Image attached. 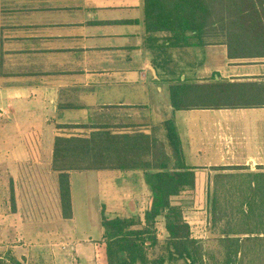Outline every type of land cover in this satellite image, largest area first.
Returning <instances> with one entry per match:
<instances>
[{
  "label": "crops",
  "instance_id": "1",
  "mask_svg": "<svg viewBox=\"0 0 264 264\" xmlns=\"http://www.w3.org/2000/svg\"><path fill=\"white\" fill-rule=\"evenodd\" d=\"M145 19L146 0H0L3 264H96L92 221L104 240L102 208L149 192L141 171L71 172L73 218L65 219L53 167L57 137H88L101 127L117 135L163 132L167 143L163 125L173 120L186 165L196 169L195 197L206 203L204 213L185 215L205 250L209 240L221 248L217 232L225 227L210 229L213 169L242 168L224 173L264 181V109L175 112L170 99L180 81L264 83V59L230 60L225 45L168 48L169 34L148 33ZM251 198L264 203V194ZM230 219L231 236L252 239L244 250L256 255L238 264H264V213Z\"/></svg>",
  "mask_w": 264,
  "mask_h": 264
},
{
  "label": "trees",
  "instance_id": "2",
  "mask_svg": "<svg viewBox=\"0 0 264 264\" xmlns=\"http://www.w3.org/2000/svg\"><path fill=\"white\" fill-rule=\"evenodd\" d=\"M145 23L148 33L169 34L165 39L168 48L225 45L230 60L264 59V0H146ZM153 42L150 38V48ZM170 99L175 112L264 109V83L180 81L171 85ZM163 126L167 143L145 134H112L101 127L88 137H57L53 167L60 174L64 218H73L71 172L141 171L151 194L144 222L135 217L109 218L103 207L104 240L96 243L100 264H238V259L256 257L244 250L252 239L231 236L230 217L264 213V203L258 205L251 198L264 194V181L224 173L242 168L213 169L219 173L209 181L208 213L213 230L223 222L225 227L219 231L222 237L216 239L221 248L205 250L203 242L193 238L183 207L175 205L187 193L195 197L196 169L186 165L175 122L168 120ZM234 197L240 202H233ZM159 219H164L168 233L164 243L157 233ZM158 246L162 253L152 256Z\"/></svg>",
  "mask_w": 264,
  "mask_h": 264
},
{
  "label": "rangeland",
  "instance_id": "3",
  "mask_svg": "<svg viewBox=\"0 0 264 264\" xmlns=\"http://www.w3.org/2000/svg\"><path fill=\"white\" fill-rule=\"evenodd\" d=\"M241 61H246L245 64H247V60H241ZM152 97L154 98V95L152 93L149 96H147V95L143 96V98H145L144 100L151 99ZM161 134H163V132L159 133L161 138H158V139L159 140L161 139L162 141L161 140L160 141L162 143H165L164 142L165 139L163 140V136ZM140 194H141L140 198H134V196L128 195L127 199H125V200L123 199L124 201H126L125 204L123 203V200H122L118 203V206L116 205V206L111 207V211H109V212H107V207H105L106 214L108 213L109 218H115V217L132 218V217H135L136 219H140L144 222L145 213L149 209V206H150L149 205V199H151V196L149 197V195H151V194L147 191H144V193H140ZM196 198L197 197H193L191 195V193H187L184 196H182L180 200H177L175 205L183 207L184 214L187 216H189L190 213H194V214L204 213L206 211L205 201L202 200V202H201V199H200V201L197 202ZM128 200L129 201L136 200V204L138 206H135L134 212L130 209L129 203H127ZM113 201H116V200L113 199ZM92 206H95V205L93 204ZM102 207H103V205H102ZM102 210H103V208H102ZM109 213H111V214H109ZM92 223H94V225H96V227L92 229L93 231H92L91 235L87 234V236H91L94 240H100L101 241L102 237H99V232H97V230L99 229L97 226L98 223L96 221H92ZM80 225H81V221H80ZM99 227L101 229V232L103 233L104 232L103 227L102 226H99ZM156 228H157V233H158L159 239L161 240V243H164L168 238V233H167L166 228H165L164 219L158 220ZM210 229L212 230V224H211ZM219 229L222 230V229H224V227L219 228ZM217 233L219 234V231ZM218 234H215V235L213 234L212 239L213 240L216 239L215 236ZM205 245L207 246V248L210 247L211 250L216 248L213 244V241H211V240L207 241V244L205 243ZM214 251H217V250H214ZM161 253H162L161 246H158L157 248H155V250L151 251L152 256H157V255H160ZM209 258H210L209 256H206V259H209ZM96 261H97L96 264H100L99 260H98L97 249H96ZM176 264H183V263L179 262Z\"/></svg>",
  "mask_w": 264,
  "mask_h": 264
}]
</instances>
